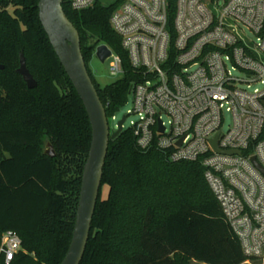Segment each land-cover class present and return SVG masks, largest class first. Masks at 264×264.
<instances>
[{"label":"trees","instance_id":"16d2710c","mask_svg":"<svg viewBox=\"0 0 264 264\" xmlns=\"http://www.w3.org/2000/svg\"><path fill=\"white\" fill-rule=\"evenodd\" d=\"M63 9L78 29L86 66L108 118L127 102L138 75L110 25L113 7ZM39 0H0V242L16 231L22 250L9 264H61L72 238L92 128L83 101L39 19ZM173 15V7H172ZM100 44L124 74L101 86L90 67ZM37 82L29 88L20 55ZM50 143L55 151L45 153ZM200 160L138 146L133 128L111 137L90 237L80 264H243ZM108 187L102 198V188ZM0 264H6L0 257Z\"/></svg>","mask_w":264,"mask_h":264},{"label":"built area","instance_id":"2783aa9c","mask_svg":"<svg viewBox=\"0 0 264 264\" xmlns=\"http://www.w3.org/2000/svg\"><path fill=\"white\" fill-rule=\"evenodd\" d=\"M96 3L113 7L111 28L138 75L128 93L138 146L167 151L174 162L200 160L244 263L264 264V0H72L71 7ZM108 47L110 72L122 76V58ZM21 250L19 234L4 231L5 263Z\"/></svg>","mask_w":264,"mask_h":264},{"label":"water","instance_id":"95a60500","mask_svg":"<svg viewBox=\"0 0 264 264\" xmlns=\"http://www.w3.org/2000/svg\"><path fill=\"white\" fill-rule=\"evenodd\" d=\"M63 1L39 0L38 10L41 24L83 101L92 128L91 145L83 169L72 238L68 251L61 262V264H80L90 237L93 216L102 185L109 141L111 137H116L123 130L126 116L117 123V129L112 131L106 107L100 99L82 54L79 31L66 15L63 9ZM110 55L111 50L108 45L100 44L97 46L95 56L101 62H105ZM3 68V65H0V69ZM17 72L22 75L29 88L37 86L36 80L26 66L23 54L20 55V66ZM212 143L216 148V139ZM47 147L45 153L54 157L56 153L53 146L48 143ZM253 161L262 169L254 157Z\"/></svg>","mask_w":264,"mask_h":264},{"label":"rangeland","instance_id":"374dc122","mask_svg":"<svg viewBox=\"0 0 264 264\" xmlns=\"http://www.w3.org/2000/svg\"><path fill=\"white\" fill-rule=\"evenodd\" d=\"M90 67L94 73L96 81L101 85L105 86L106 84H109L116 79L120 78V75H113L110 72L109 69V61L101 62L96 56L92 59L90 63ZM132 96L128 95L127 102L125 105L116 113V120L110 122V127L112 131H115L117 129V123L124 117L127 116V119L124 123V129H127L131 126V121L136 120L137 117L135 115H128L129 110L132 108ZM164 121L167 123L168 118L164 116ZM47 147V146H46ZM48 148V147H47ZM46 148V149H47ZM108 187L104 186L102 188V198H105L107 196ZM190 264H205L203 262H199L196 260H191ZM243 264H259V262L256 261H250L249 263H243Z\"/></svg>","mask_w":264,"mask_h":264}]
</instances>
